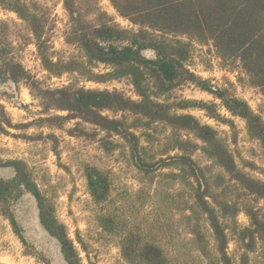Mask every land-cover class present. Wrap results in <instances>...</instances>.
Wrapping results in <instances>:
<instances>
[{
  "label": "rangeland",
  "instance_id": "rangeland-1",
  "mask_svg": "<svg viewBox=\"0 0 264 264\" xmlns=\"http://www.w3.org/2000/svg\"><path fill=\"white\" fill-rule=\"evenodd\" d=\"M21 1L40 18L42 37L54 61L85 60L78 43L67 39L72 20L64 0ZM73 5L81 19L88 23L106 20L123 29H139L121 16L109 0H73ZM0 40L6 48L8 42L12 44L15 58L42 87L70 84L117 91L132 100L138 99L129 77L97 82L74 72L50 74L41 64L34 36L26 22L2 6ZM146 55L152 56V53L146 51ZM186 66L210 85L226 88L244 99L264 120V96L259 88L248 83L238 62H222L209 43H195ZM109 70V66L103 64L92 68L93 73ZM158 100L173 103L176 112L190 113L214 128L229 146L238 168L264 181V155L259 142L248 136L245 121L231 114L213 94L195 83L184 82ZM184 101L188 106L178 108ZM66 113L45 109L24 84L14 87L0 82V176L9 178L14 174L6 161L20 160L27 165L31 180L52 206L56 219L65 226L81 264H128L121 255L119 236L102 229L97 219L99 213L113 218L121 230H132L143 241L158 244L169 264H208L192 233L197 223L208 250L216 253L206 216L194 212L197 210L193 203L196 184L187 185L183 176L176 175L178 167L163 162L168 161L166 157L181 153L175 148L177 135H172L171 128L160 121L136 127L133 125L137 117L132 113L102 110L103 115L122 120L136 134L141 147L139 155L155 166L146 172L133 164L128 143L120 135L82 119L58 117ZM177 134L201 144L185 131ZM191 157L204 168L212 195L219 202L238 208L235 217L228 213L222 218L227 227L228 254L232 264H238L242 250L236 242L235 228L250 225V212L264 222V199L230 179L200 149L193 150ZM86 166H95L108 177L109 196L102 205H97L88 192ZM218 174L223 177L218 178ZM11 208L24 240L14 232L0 210V264H67L59 243L39 225L34 197L24 191L11 202ZM258 235L256 248L249 253V264H264V229Z\"/></svg>",
  "mask_w": 264,
  "mask_h": 264
},
{
  "label": "trees",
  "instance_id": "trees-1",
  "mask_svg": "<svg viewBox=\"0 0 264 264\" xmlns=\"http://www.w3.org/2000/svg\"><path fill=\"white\" fill-rule=\"evenodd\" d=\"M117 12L139 26L137 31L117 27L106 20L97 24L81 19L73 0H64V6L72 20L68 40L78 43L85 60H53L47 41L42 37L40 18L21 0H0V6L11 10L26 22L35 39L41 64L46 71L56 76L74 72L86 80L104 82L109 79L129 77L138 95L132 100L117 91L85 89L70 84L57 88L42 87L30 72L15 58L0 40V82L17 87L24 84L47 110L66 111L58 116L65 120L82 119L100 129L118 134L129 146L133 164L142 171L155 168L140 155L139 139L120 119L109 118L102 110H122L137 117L133 126H148L153 122H164L176 136L175 148L180 154L166 157L165 165L178 167L177 176L193 186L194 205L206 216L215 241L216 253L212 254L205 243L197 223L192 229L201 254L208 264H232L228 254L227 227L222 221L229 213L235 217L238 208L228 202H219L209 191L204 177V168L191 157V152L200 149L228 177L238 182L248 192L264 199V181L253 178L240 170L227 143L208 124L201 123L190 113H178L173 103L160 101L173 88L184 82H192L213 94L231 114L241 117L246 123L249 137L256 139L264 155V120L248 103L226 88L210 85L194 75L186 66L195 43L210 44L222 62H238L250 85L260 89L264 96V0H109ZM150 51L152 56H147ZM97 64L109 66L105 73H93ZM187 102L180 103L184 108ZM185 131L201 144L177 134ZM162 161V160H161ZM5 164L13 169L9 178L0 176V210L10 221L14 232L22 235L20 226L11 208V202L29 192L36 200L39 225L60 246L67 264H81L67 236L65 226L60 223L50 203L31 180L27 165L20 160H9ZM149 166V167H148ZM85 176L88 192L97 205L106 203L109 196V180L95 166H86ZM218 178L223 177L221 174ZM221 180V179H220ZM219 186V185H217ZM192 208V207H191ZM250 225L235 228L236 242L242 252L238 264H249V253L256 248L259 232L264 222L252 212L248 213ZM102 229L117 234L120 238L121 255L128 264H169L163 249L156 243L143 241L132 230H121L116 221L105 213L97 216Z\"/></svg>",
  "mask_w": 264,
  "mask_h": 264
}]
</instances>
